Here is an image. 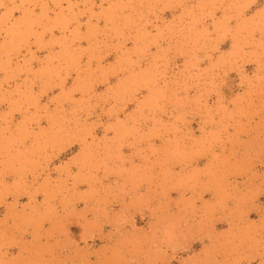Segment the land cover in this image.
<instances>
[{
    "label": "rangeland",
    "instance_id": "374dc122",
    "mask_svg": "<svg viewBox=\"0 0 264 264\" xmlns=\"http://www.w3.org/2000/svg\"><path fill=\"white\" fill-rule=\"evenodd\" d=\"M0 264H264V0H0Z\"/></svg>",
    "mask_w": 264,
    "mask_h": 264
}]
</instances>
